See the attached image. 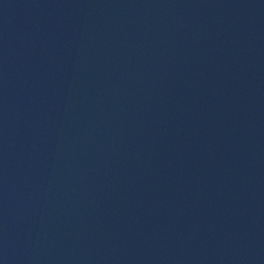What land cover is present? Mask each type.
I'll list each match as a JSON object with an SVG mask.
<instances>
[{
    "label": "water",
    "instance_id": "obj_1",
    "mask_svg": "<svg viewBox=\"0 0 264 264\" xmlns=\"http://www.w3.org/2000/svg\"><path fill=\"white\" fill-rule=\"evenodd\" d=\"M0 264H264V0H0Z\"/></svg>",
    "mask_w": 264,
    "mask_h": 264
}]
</instances>
